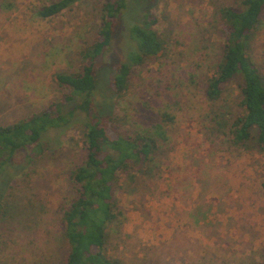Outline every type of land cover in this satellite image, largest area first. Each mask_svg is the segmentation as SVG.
I'll use <instances>...</instances> for the list:
<instances>
[{"label":"trees","instance_id":"obj_1","mask_svg":"<svg viewBox=\"0 0 264 264\" xmlns=\"http://www.w3.org/2000/svg\"><path fill=\"white\" fill-rule=\"evenodd\" d=\"M80 1L47 0L31 6L26 14L18 0H0V17L21 12L47 20ZM155 3L100 0V22L91 42L79 50V68L52 73L60 95L17 119L0 123V252L4 243L24 240L17 253L7 252V260L0 259V264H19L15 259L9 261L16 256L23 264H164L166 258L180 256L177 246L169 257L142 243L130 250L129 262L126 258L127 238L132 234L126 229L122 196L137 200L139 206L150 201L165 179L164 172L173 171L178 110L191 108L190 101L181 98H175L173 104L165 100L156 110L155 120L128 126L119 123L123 117L116 109L131 85L133 66L167 57V37L153 26L156 18L150 13ZM214 9L216 26H206L207 31L212 29L207 42L213 54L210 50L205 59H198L208 64L201 84L205 108L197 118L200 132L214 148V155H264V57L253 49L264 33V0H233ZM199 26L190 36L195 50L200 43ZM114 36L121 56L111 53ZM123 41L128 45L126 50L120 46ZM199 62L188 73L191 82L202 74ZM194 104L198 106V102ZM75 126H80L81 152L67 170L65 197L55 206L38 191L25 192L23 183L32 177L35 166L46 165L54 152L68 143L67 132ZM186 160L188 167L198 169V179L187 174L166 194L180 189L193 197L196 189L195 198L201 201L211 193L226 194L227 180L213 174L219 172L215 161L208 164L190 156ZM258 190L264 193V176L259 178ZM202 205L197 201L195 206L175 211L168 225L172 233L185 226V230H201L203 236L211 238L203 223L208 209ZM151 230L159 234L158 228ZM160 241L169 245L177 242L172 239L166 243L169 240L164 237ZM142 245L147 249L140 250ZM31 248L39 256L38 263L30 257ZM218 250L202 246L194 253L193 263L264 264V254L260 263L247 258L227 263Z\"/></svg>","mask_w":264,"mask_h":264},{"label":"rangeland","instance_id":"obj_2","mask_svg":"<svg viewBox=\"0 0 264 264\" xmlns=\"http://www.w3.org/2000/svg\"><path fill=\"white\" fill-rule=\"evenodd\" d=\"M45 1L47 0H18L19 8L26 14H29L31 6L41 5ZM232 1L156 0L150 9L151 15L156 18L153 26L159 32H165L169 50L164 59L148 60L140 66H133L131 85L126 94L118 98L120 103L116 112L124 118L119 123L124 126L133 125L135 121L147 124L155 120L156 110L163 107L165 100L173 104L175 98H181L190 101L191 108L178 110L180 123L178 136L175 138V151L172 153L173 171L164 172L162 180L165 179L160 183V188L153 193L150 201L139 206L137 200L122 196L121 206L127 213L124 219L126 229L132 234L127 238L129 242L127 262L130 261V250L138 249L135 245L142 243L153 245V251L168 254L169 257L175 250L173 246H177L180 256L166 258L164 264H194V253L207 245L219 248L220 258L227 263L241 258L254 260L255 263L263 260L264 193H259L258 182L259 178L264 176V155L253 153L254 155L250 156L243 152L231 156L216 153L217 157L212 158L215 157L214 148L200 132L197 121L201 110L205 108L201 97V84L205 74L203 72L208 65L207 61L201 63L198 59L199 57L205 59L211 50L207 42V33L212 29L209 32L206 26H216L214 20L216 5ZM99 22L100 0H82L47 20L31 18L30 15L21 12L0 17V123L17 119L60 95L56 83L52 80V73L56 70L71 72L79 68V50L91 42ZM196 25H200L198 50L193 48L190 41ZM116 30L118 38L121 26ZM116 36L113 38L115 41L111 53L121 56L118 41L117 45L115 44ZM120 46L125 50L128 48L125 41L120 42ZM253 49L256 55L264 57L263 32ZM111 59L110 55L108 61ZM196 61L200 63L202 74L196 76L195 82H191L187 77ZM97 82L99 84V80ZM102 83L100 81V84ZM194 102H198V106ZM79 130L80 126H75V129L68 131V143L63 144L60 150H56L46 165L35 166L32 177H27L23 183L22 189L25 192L38 191L55 206L65 197L64 191L68 187L67 170L78 161L77 156H80L81 152ZM189 156L192 160L203 159L204 163L208 164L211 159L216 162L219 172L214 171L213 174L227 180L226 194L219 196L211 193L203 201L195 198L196 189L193 197L182 193L180 189L166 194V190L170 191L172 185L176 186L175 183L180 184L187 174H192V180L198 179V169L187 165L186 159ZM169 181L171 183L168 186ZM33 182L35 185L31 187ZM148 184L151 185L149 182ZM198 184L195 182V185ZM193 198L195 199L192 201ZM197 201L204 204L202 205L204 210L208 209L204 211L203 223L212 237L208 238L207 235L205 237L200 233L201 230L196 231L194 228L188 227L185 230V226L173 234V228H169L168 225L172 224L174 212L188 208L190 204L191 207L195 206ZM152 228H158L159 234L153 233ZM163 237L168 238L169 241L166 243H170L172 239L177 242L170 245L159 243ZM17 240L4 243L0 259L7 260V256H4L7 252L13 255L17 253L24 241L18 240L20 242L18 244ZM139 249L147 248L142 245ZM30 251V257L38 263L39 256H36L35 249L31 248ZM45 256L43 254L42 257ZM12 259L23 264L17 256L10 257L9 261ZM24 264H27V261Z\"/></svg>","mask_w":264,"mask_h":264}]
</instances>
